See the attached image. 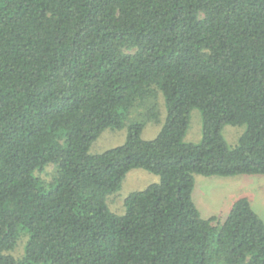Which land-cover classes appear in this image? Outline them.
Wrapping results in <instances>:
<instances>
[{
    "label": "trees",
    "instance_id": "16d2710c",
    "mask_svg": "<svg viewBox=\"0 0 264 264\" xmlns=\"http://www.w3.org/2000/svg\"><path fill=\"white\" fill-rule=\"evenodd\" d=\"M126 121L124 145L90 153ZM227 125L246 128L234 148ZM135 169L160 182L117 215ZM195 175H264V0H0V264H264L250 199L204 219Z\"/></svg>",
    "mask_w": 264,
    "mask_h": 264
},
{
    "label": "rangeland",
    "instance_id": "374dc122",
    "mask_svg": "<svg viewBox=\"0 0 264 264\" xmlns=\"http://www.w3.org/2000/svg\"><path fill=\"white\" fill-rule=\"evenodd\" d=\"M158 120L144 119L145 127L142 138L146 141L155 139L166 120L167 112L163 97L158 100ZM139 111L135 112L137 116ZM138 117V116H137ZM129 121L121 130H106L95 141L90 149L92 155L102 154L108 150L124 145L128 137ZM244 126L227 125L223 129V137L230 147H236L245 132ZM203 138V121L201 111L195 109L191 113L190 125L185 137L187 143H200ZM55 174L54 165L46 167L43 173H37L46 183L51 182ZM160 182V177L142 169L129 172L123 181L121 189L108 197L109 209L117 214L124 215L125 200L132 194L146 190L148 187ZM241 197H248L253 210L264 222V175L238 176V177H205L195 175V189L193 200L204 219L216 216L223 222L230 213L232 205ZM25 240H21L12 255L22 257Z\"/></svg>",
    "mask_w": 264,
    "mask_h": 264
}]
</instances>
